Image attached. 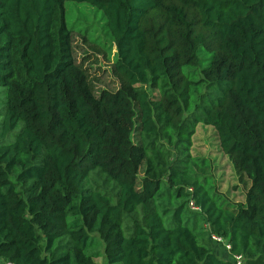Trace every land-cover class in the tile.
<instances>
[{
  "label": "trees",
  "instance_id": "obj_1",
  "mask_svg": "<svg viewBox=\"0 0 264 264\" xmlns=\"http://www.w3.org/2000/svg\"><path fill=\"white\" fill-rule=\"evenodd\" d=\"M67 1L0 0V261L231 264L216 233L264 264V0H72L116 47L100 94ZM200 124L245 203L194 154Z\"/></svg>",
  "mask_w": 264,
  "mask_h": 264
},
{
  "label": "rangeland",
  "instance_id": "obj_2",
  "mask_svg": "<svg viewBox=\"0 0 264 264\" xmlns=\"http://www.w3.org/2000/svg\"><path fill=\"white\" fill-rule=\"evenodd\" d=\"M66 7L67 21L73 29L75 57L87 70L95 93L100 94L103 89L115 90L119 86V79L113 72L116 47L113 44V51L109 52L108 45L112 39L103 11L87 2L72 0L66 2ZM158 93V90H153L154 96H158ZM193 152L212 160L221 191L227 193L235 202H246L248 186L240 179L229 155L222 151L213 126L199 125L194 135ZM142 171L143 169L141 173ZM98 261L106 264L104 257Z\"/></svg>",
  "mask_w": 264,
  "mask_h": 264
},
{
  "label": "built area",
  "instance_id": "obj_3",
  "mask_svg": "<svg viewBox=\"0 0 264 264\" xmlns=\"http://www.w3.org/2000/svg\"><path fill=\"white\" fill-rule=\"evenodd\" d=\"M190 206L193 210H200V208L195 205L194 201L190 203ZM211 237L214 241L221 244L229 252L231 264H246V258L244 255L231 253L232 245L230 242H228L226 239H224L222 236L216 233H211ZM4 264H14V263L5 262Z\"/></svg>",
  "mask_w": 264,
  "mask_h": 264
},
{
  "label": "crops",
  "instance_id": "obj_4",
  "mask_svg": "<svg viewBox=\"0 0 264 264\" xmlns=\"http://www.w3.org/2000/svg\"><path fill=\"white\" fill-rule=\"evenodd\" d=\"M216 251L222 258H224L226 260L229 259L230 254L226 249L224 250V248H222V247H217ZM0 264H4V262L0 261Z\"/></svg>",
  "mask_w": 264,
  "mask_h": 264
}]
</instances>
